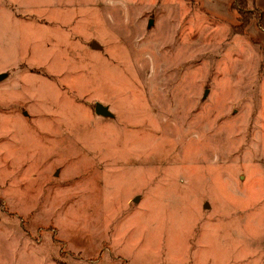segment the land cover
Returning a JSON list of instances; mask_svg holds the SVG:
<instances>
[{
    "label": "rangeland",
    "instance_id": "rangeland-1",
    "mask_svg": "<svg viewBox=\"0 0 264 264\" xmlns=\"http://www.w3.org/2000/svg\"><path fill=\"white\" fill-rule=\"evenodd\" d=\"M231 2L0 0V264H264V29Z\"/></svg>",
    "mask_w": 264,
    "mask_h": 264
},
{
    "label": "trees",
    "instance_id": "trees-1",
    "mask_svg": "<svg viewBox=\"0 0 264 264\" xmlns=\"http://www.w3.org/2000/svg\"><path fill=\"white\" fill-rule=\"evenodd\" d=\"M246 0H232L231 2V8L235 9L236 14H237V19L240 24H246L250 17H253L255 19L256 26L258 28H263L264 29V11H260L257 9L253 10H248L246 13Z\"/></svg>",
    "mask_w": 264,
    "mask_h": 264
},
{
    "label": "water",
    "instance_id": "water-1",
    "mask_svg": "<svg viewBox=\"0 0 264 264\" xmlns=\"http://www.w3.org/2000/svg\"><path fill=\"white\" fill-rule=\"evenodd\" d=\"M6 75L4 73H0V79L4 78ZM205 94V92H204ZM94 112L100 115H105L108 113L106 107L102 106L99 103L94 104ZM134 201H137V196L134 197Z\"/></svg>",
    "mask_w": 264,
    "mask_h": 264
},
{
    "label": "crops",
    "instance_id": "crops-1",
    "mask_svg": "<svg viewBox=\"0 0 264 264\" xmlns=\"http://www.w3.org/2000/svg\"><path fill=\"white\" fill-rule=\"evenodd\" d=\"M257 3V2H256ZM262 11V10H261Z\"/></svg>",
    "mask_w": 264,
    "mask_h": 264
}]
</instances>
